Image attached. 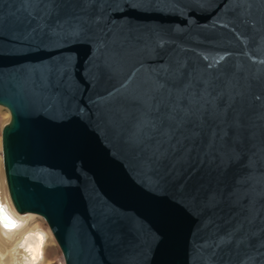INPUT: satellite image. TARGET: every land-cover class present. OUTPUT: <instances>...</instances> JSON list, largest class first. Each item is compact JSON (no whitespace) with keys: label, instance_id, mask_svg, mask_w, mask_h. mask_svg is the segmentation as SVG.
<instances>
[{"label":"water","instance_id":"water-1","mask_svg":"<svg viewBox=\"0 0 264 264\" xmlns=\"http://www.w3.org/2000/svg\"><path fill=\"white\" fill-rule=\"evenodd\" d=\"M0 107L65 264H264V0H0Z\"/></svg>","mask_w":264,"mask_h":264},{"label":"bare ground","instance_id":"bare-ground-1","mask_svg":"<svg viewBox=\"0 0 264 264\" xmlns=\"http://www.w3.org/2000/svg\"><path fill=\"white\" fill-rule=\"evenodd\" d=\"M1 122H0V124H1ZM0 152H2V145H1V151ZM2 164H3V162H2ZM4 177H5V175H4ZM8 195H9V193H8ZM0 203L4 204L6 206L9 216L14 221H16L18 224L22 225L20 227L15 228L12 231H8L3 226H0V264H53V262L48 263V261L45 260L44 254H42V253H44L45 250H47L45 247L48 243H45V242H51L52 243L53 239L55 240V238H54L53 234L51 233V231H50L51 234L47 233V232L44 233L42 230L37 229V227H36L37 225H32L34 218L38 215L17 213L15 211L12 203H11V200L9 202L8 198H3L2 200H0ZM37 231H39V233H37ZM30 233L32 235H29ZM37 234H40L43 236V243L42 244H41V241L38 238ZM51 235H52V237H51ZM14 236H15V238L11 241V238H13ZM26 236H28L29 238L25 242ZM55 242H56V240H55ZM21 243L24 244V247L20 246ZM56 244H57V242H56ZM38 245H39V248L37 250ZM58 247H59V245H58ZM28 248H31L32 251L26 250ZM59 249H60V247H59ZM60 251H61V249H60ZM48 254H52L51 249L47 250V256H48ZM33 256H35L36 258L33 259ZM46 258H48V257H46ZM61 264H65L64 259L61 260Z\"/></svg>","mask_w":264,"mask_h":264},{"label":"rangeland","instance_id":"rangeland-1","mask_svg":"<svg viewBox=\"0 0 264 264\" xmlns=\"http://www.w3.org/2000/svg\"><path fill=\"white\" fill-rule=\"evenodd\" d=\"M10 120V115L8 113V111L3 108L0 107V151H1V132H2V128L4 127V125H6ZM0 200H2L3 198H8L9 202H10V198L8 195V190H7V186H6V182H5V177H4V170H3V164H2V152H0ZM35 216V215H34ZM28 224V223H27ZM32 225H37V229L42 230L44 233H50V230L46 224V222L39 216H36L33 220V224ZM37 233H39V231H37ZM51 234V233H50ZM52 237V235H51ZM15 238V236L13 238H11V241ZM48 243L46 245V249L52 250V254H48L47 256V250H45L44 256H45V260L49 262H53V264H61V260H63V256L62 253L58 247V245L56 244L55 240L53 239V242H45ZM45 246V245H44ZM48 257V258H46Z\"/></svg>","mask_w":264,"mask_h":264},{"label":"snow or ice","instance_id":"snow-or-ice-1","mask_svg":"<svg viewBox=\"0 0 264 264\" xmlns=\"http://www.w3.org/2000/svg\"><path fill=\"white\" fill-rule=\"evenodd\" d=\"M0 226H3L6 230L8 231H12L17 227H20L22 225L18 224L16 221H14L8 214V210L6 208V206L2 203H0ZM29 235H32L31 233ZM38 238L41 241V244L43 243V236L40 234H37ZM28 236L25 237V242L28 240ZM21 247H24V244L21 243L20 245ZM39 248V245L37 246V250ZM28 251H32L31 248L26 249ZM36 257L33 256V259H35Z\"/></svg>","mask_w":264,"mask_h":264}]
</instances>
